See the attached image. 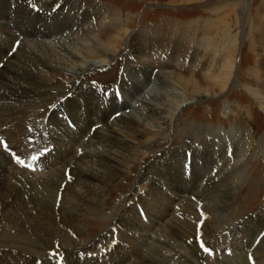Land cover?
I'll return each mask as SVG.
<instances>
[{"label":"rangeland","instance_id":"obj_1","mask_svg":"<svg viewBox=\"0 0 264 264\" xmlns=\"http://www.w3.org/2000/svg\"><path fill=\"white\" fill-rule=\"evenodd\" d=\"M64 3L67 4L64 10L65 16L75 15L74 12H69V9L77 3L76 8L80 5L83 7L84 12L87 8L93 9L92 12L96 15H88L87 17L79 14L81 19H86L87 25L79 24L80 22H78L77 25H80V27H77V25L70 27V24H66L62 28V32L54 36L55 40L50 37L51 45H53V41L61 39L62 42H65H63L66 46L65 48L68 47L73 52L76 51L84 57H89V61H92V59H96L97 61L98 58L102 59L103 57L108 59L109 57V63L107 66L96 69V71L94 69V72L93 70L87 69L88 71L85 70L82 74L75 75L74 78L64 75L59 76L55 86L58 87L60 85L59 87L64 89L62 91L64 96H60L63 97L61 101L74 99L82 108L86 100V94L92 93L99 101L108 104L111 99L110 93L116 92V96L113 98V107L121 111H129L137 118H142L144 116L140 112V109L145 108V105L141 104L139 100L144 95L147 100L148 97L150 98L157 93H165L169 101L179 102L182 99L187 100L189 98L186 95L184 96V93L179 88L172 85L173 83L171 82L173 80L169 78L171 73L192 79L196 86L198 85L196 90L198 91V95L193 99L195 103L189 104L179 115L174 117L171 125L164 130V134L158 137L154 143L147 149L139 148L133 151V159L135 161L133 163V170L126 172L127 179L122 180L117 189L110 196L106 197V204L104 202L101 204L103 207L102 214L108 216L114 207L117 211L120 207L118 211L120 214L123 209L128 207L129 203L131 205L130 200H134L137 205L135 204L133 207L139 217L140 224L143 223V225L149 226V230L143 229L141 225L136 234L131 236L132 240L120 239L119 234L122 231H120V228L117 229L111 224V237L106 240L107 242L103 240L102 243L97 244L109 229H107L103 222H94L90 225L87 224L86 233L81 238L71 237V240L77 244L85 240L84 242H87V246L85 247L97 244V246L95 245L93 248H90L91 251L88 249L90 252H84L82 256L77 255V257H72L71 259L65 256H69V251L63 253L62 251H51L47 254L48 258L46 256V258L43 256H39V258L38 256L25 258L22 256V259H20L16 256H10L13 252L11 249L7 248L6 251V249L0 248V264H36V262L37 264H100L107 261H112L111 264H139L136 249L140 248L144 253L146 244L158 252L160 254L159 256L165 259L166 262L174 258L176 253L175 260L177 258L179 259L180 256L188 257V251L186 249L188 247L192 248L194 244L195 246L193 248L197 252H200L199 254L204 258L202 256L200 257L197 253L198 257L203 258L202 260L207 259L203 263L201 262L202 264H226V262L230 264L233 258L238 257H241L246 264H257L258 261L253 256L252 248H255L263 238L264 227L260 233L256 234L255 237L253 236V239L249 241L245 239L240 240L237 234L239 241L236 243L238 245L231 243L229 233L226 231L220 232V236L217 235L215 237L210 235L212 231H207L204 225L206 222L208 223L209 219L207 218L213 216V213L205 206L204 201L207 199L204 198L209 196L206 195L208 190L203 192V188L205 187V190L207 189V180L209 179L210 184L212 181L216 183L214 180L217 179L218 183L221 180L223 182H228L229 180L232 184L235 182L236 187H230L234 200L232 204L233 216L230 221L233 232H240L241 229L249 228V226H254L261 221L264 223V0H62V4ZM10 5V10L13 11L14 4ZM34 7L37 9V5H34ZM215 20H221L219 22L221 25L218 30L223 35L214 37V42L210 41L213 42L212 45L207 42V37L212 36L216 31H207L203 25L207 22H214ZM0 23L4 24V20L0 19ZM13 26L12 23H9L10 30L16 35V40L21 39L20 41H22L24 38L18 32H14ZM114 34L119 35L117 37ZM109 38H116L118 45L109 42ZM144 41H147L148 47L153 46L154 48L146 49L142 55L136 56V53L132 50V45L138 42L144 43ZM13 43L10 47L6 44L7 52L4 55L5 57L0 59V69L5 65L7 57L13 53H17L19 43ZM109 46L110 48L108 49ZM231 49L232 52L230 51ZM225 57H229V59L232 57L233 59L235 58L234 69L232 71L231 83L221 92L211 82L208 80L205 81L204 77L212 78L216 75V72L220 69V65L226 61ZM199 59H202L201 63ZM143 67L146 69V76L138 72ZM210 68L211 71L215 70L213 76L208 74V69ZM127 72L137 73L134 76V82L138 84V87L140 86L139 91L135 89L136 84L132 89L126 88V84L122 79L127 77ZM67 83H70V88ZM71 83L73 85L74 83L76 84L70 93ZM245 87L255 92V99L245 92L243 89ZM75 89H78L77 93H75ZM174 89L176 90L174 91ZM81 91L86 93L85 95L83 93L82 98L77 95ZM201 96L204 98H199ZM189 101H183L182 103L185 105L184 102L189 103ZM55 105L49 109V113H51ZM84 110L83 108L82 113H84ZM243 111L245 112L243 113ZM112 112L114 111L110 113ZM48 116L49 114L47 112L46 117ZM59 118L63 119V116L58 115ZM108 119L110 123L114 121V117H109ZM45 125H47V119L45 120ZM63 125L74 130L70 122H65ZM99 126L100 124L95 127L92 126L90 128L91 130L88 131V135L90 136V133ZM87 128L88 123L84 128L85 132ZM50 129L52 130L51 125L49 126ZM191 133H198L201 137H205L207 143L213 144L211 152L209 151V156H213L214 162L213 159L212 162L209 161V164L205 166L207 168L205 169L206 171L203 170L200 172H203L204 179L199 184L196 179L187 185L185 182L187 180L186 177H181L182 182L184 181L183 184L185 185L186 183L191 188L192 186L196 187L198 184L196 187L197 190L195 189V192L193 191L192 194H189L190 191H187L188 194L186 196L190 202L188 205L192 207L187 211L184 210V214L180 207L186 206L188 201L185 200L182 203L181 200L174 197L178 193L177 191L172 190L171 193L174 195H171L169 191H166L164 188L161 189L160 187L158 191L165 196L171 195L170 197L172 199L169 200V207L165 214L153 223L145 215V206L138 205V198L140 196L145 199L144 201L141 200V203L145 202L147 204L149 202V206V204H152L153 195L158 193V191H154L155 188H150L151 183L147 177L148 168L155 161L156 156L161 157L167 155L169 151L178 153V155L181 154L186 146L191 145L192 138L189 136ZM88 135H79L75 140L66 138L67 141L65 143L69 144L68 153L65 151L66 154L63 155L64 152L62 153L63 150H61L62 159L67 160L69 158L66 167L60 168L61 164L59 161L62 159L57 158V161L52 162L53 166H58L60 171H63L62 175H64L62 176V179L64 178V185L61 184L59 194L64 188H62V185L67 186L70 183L69 185L72 186L76 184V181H73L74 175L72 176L74 172H71V174L70 169L74 167V163L82 156L83 145L91 141ZM145 137H148V135ZM3 138L5 137L3 136ZM3 138L0 135V144L3 142L2 144L4 145L1 144V146L4 147L3 151L7 152V140L4 139L5 141H3ZM206 142L204 141L203 143ZM25 146L27 147H24L23 152L14 149H11L14 152L12 154L10 151L7 152V156L9 155V158L12 159L13 167L10 166L11 170L15 173V168L23 169L24 174L27 172L28 174L25 175L29 176V178L35 176V178L42 177L41 179L43 180L48 179L49 170H52L51 166L41 170L38 166L36 167L34 165L33 169H26L28 164L31 165V163L37 161L39 156L42 157V152L41 154L38 153V156H32L27 160L24 156H26L27 148L30 146L27 144ZM192 146L198 149L200 145L195 142ZM200 149L202 150L201 146L198 150ZM39 150L37 149V151ZM191 152L193 153L191 150L185 152L188 157L186 159L189 160L191 159L189 157H193ZM43 153H46V155L50 154L49 151L44 152V149ZM13 155L15 159H13ZM82 161L87 162L90 160L86 158L82 159ZM197 162L200 166L201 161L199 160ZM77 164L79 166L80 162ZM189 170H191L190 167L188 169L186 168V171ZM190 172H188V175H190ZM228 173H231V175H228ZM219 184L216 183L213 187H217ZM208 187L210 189L212 185ZM191 188L190 190H192ZM77 189L79 188L77 187ZM199 190L203 192L202 195H197L196 191ZM59 194L57 193V198L60 196ZM124 199V203H121L122 206L119 205V201ZM57 202L55 209L59 207V202ZM55 209L54 211H56ZM169 214L180 221L179 223L182 222L186 225L188 224V227H192L194 237L192 238L189 235L187 239H183V242H177L178 245L172 241L168 242L165 234L159 236L160 239L152 235V237H148L150 230L155 229L157 223L172 220ZM109 217L111 219V216ZM0 219V234L8 233L7 230L9 228L1 217ZM218 223L220 224V221ZM216 225H212L211 228L218 229ZM225 229L223 228V230ZM218 236L221 237L222 241H219ZM157 239L158 241H156ZM163 241L164 244H162V247L161 245L159 246L161 243L158 242ZM244 241L248 244L252 243V246L250 244L251 249L247 247ZM168 245L172 246L170 247ZM166 246L168 248L162 249ZM235 246H239L237 249L240 250L233 251L234 248H231ZM70 247L72 245H69ZM117 258H120V260H116Z\"/></svg>","mask_w":264,"mask_h":264},{"label":"bare ground","instance_id":"obj_2","mask_svg":"<svg viewBox=\"0 0 264 264\" xmlns=\"http://www.w3.org/2000/svg\"><path fill=\"white\" fill-rule=\"evenodd\" d=\"M10 4H14L13 11L10 10ZM34 5H37L36 10L38 11L36 13L33 12V9L35 8ZM66 5L67 4L65 3L62 4V0L61 2H59V0H0V19L4 20V24L0 23V59L5 57L4 55L7 52L5 47L6 44L10 47L12 42L17 39L16 35L10 30L9 23L14 25V32H18L19 35L24 38L19 42L17 53H13L11 56L7 57L5 65L0 69V135H2V138L3 136L5 137L3 138V141H5L4 139L7 140L6 150L10 151L11 154L14 153L11 149L23 152L24 147H27L25 146L26 144L30 147L32 146V148L28 147L30 149L27 148V154L24 156L27 160L32 156H38V153L41 154V152V158H44L46 153H43V149L44 152L49 151L50 154L46 155L44 159H38L40 161L44 160L42 163V169L45 167V169H47L48 166H51L52 169L49 170L50 173H48V179L46 180L41 179L42 177L35 178V176L29 178V176L25 175L28 173L26 172L24 174L23 169L20 170L15 168L14 173L10 168V166H12V159L9 158V155L7 156L8 151H3L4 147L1 146L3 142H1L0 217L9 229L7 230L8 233L5 232L0 234V248L4 250L6 249V251L7 248L11 249L13 252L10 251L12 254L9 255L11 257L16 256L20 259H22V256L25 258L34 256H38V258L39 256L47 257V254L51 251H62V253L69 251V256L64 255L71 259L72 257H77V255L82 256V254L87 252L88 249L93 248L95 245L97 246V244L102 243L103 240L106 241L111 237V224L117 229L120 228V231H122V233L119 234L120 239L132 240L131 236L136 234L141 225L143 226V229L149 230V226L143 225V223L140 224L139 217L133 207L136 204L134 200H130L131 205H129V203L128 207H125L127 210L123 209L119 214L118 211L120 210V207L118 211L115 210L114 207L111 209V213H109L108 216L102 214L103 207L101 204L103 202L106 204V197L110 196L114 190L117 189L122 180L127 179L126 172L133 170V163H135L133 159V151L139 148L147 149L152 143H154L158 137L164 134V130L171 125V121L174 117L179 115L189 104L195 103L193 102V99L198 95V91H196L198 85L196 86L192 79H187L178 74L171 73L169 78H172L171 80H173V82H171L173 83L172 85L179 88V90L184 93V96L186 95L189 97L187 100L191 101H189V103L184 102L185 105H183L182 102L187 101L186 99H182L179 102L169 101L165 93H157L150 98L148 97V100L144 95L139 100L141 104L145 105V108L140 109V112L144 116L142 118H137L129 111L123 109V111H121L118 108H114V104L112 103L114 102L113 95L115 93H110L111 99L108 104H105V102L99 101V99L92 93L86 94L82 91L78 92L77 95L81 98L83 97V93L84 95L86 94V100L82 108L74 99L61 101L63 97L60 96H64V93L62 92L64 89L59 87L60 85L58 87L55 86L59 76L64 75L66 77L70 76L74 78L75 75L82 74L87 69L93 70L94 72V69L96 71V69L107 66L109 63L108 54V59L103 57L102 59L98 58L97 61L96 59L89 61V57L87 58L78 54L79 52H76L74 49L75 52L69 50L68 47L65 48V42L63 41V43L61 39L53 41L54 43L51 45L50 37L54 39V36L62 32V28L66 24H70V27L76 26L78 22H80L79 24H86V19H81L79 14L87 17L88 15H96L92 12L93 9L87 8L84 12L82 6L79 5V7L76 8V5H72L74 7L70 8L69 12H74L75 15L65 16L64 10ZM220 21L221 20H215L214 22H207L203 25L207 31H216L212 36L207 37V42L209 44L211 43L213 45L214 37L223 35L218 30L221 25L219 24ZM77 27H80V25H77ZM203 30L205 31V29ZM108 40L109 42L117 44L116 38H109ZM153 48V46L148 47L147 41H144V43L138 42L132 45V50L136 53V56L142 55L143 51L146 49ZM230 51L232 52V49ZM225 58L226 61L220 65L218 71L216 70V75H214L215 70L211 71L210 68L208 69V74L214 76L212 78L204 77L205 81L208 80L211 82V84L216 86L219 89L218 91L221 92L231 83L232 71L234 69L235 58ZM202 59H199L200 63L202 62ZM141 69L138 72H141L146 76L145 67H143L144 70ZM136 74L137 73L129 72L128 75H126V78L121 79L126 84V88L132 89L136 84L135 89L139 91L138 89H140V86L138 87V84L134 82V76ZM75 84L76 83L71 85L70 93L75 87ZM67 85L69 86L70 83H67ZM176 89H174V91ZM243 89L255 99V92L247 87ZM75 91V93H77L78 89H75ZM202 97L203 96L199 98ZM53 105H55V107L51 113H49V109H51ZM83 108L85 109L84 113H82ZM111 111L114 112L110 113ZM47 112L49 114L48 117H46ZM244 112L245 111H243V113ZM58 115L63 116V119H66L67 121H63L62 118L58 119ZM109 117H114V121L110 123L108 119ZM46 119L47 125H45ZM65 122H70L73 125L74 130L64 126L63 124ZM87 123L88 128L85 132L84 128ZM49 124L52 126V130H49ZM99 124L100 126L96 127L89 136L88 131L91 130L90 128L92 126H98ZM85 134L90 137L89 140L91 141H88L83 145L82 156L74 163V167L70 169V173L74 172L71 174L76 178L75 180L73 177V181H76V184L71 186L69 185L70 183H68L67 186H63L64 178L62 179V176L64 175H62L63 171L61 172L60 168L66 167L69 160V158L64 160L62 159L63 156H61L63 152V155L66 154L65 151L68 153L69 144L65 143L67 141L66 138L75 140L79 135ZM147 135L148 137H145ZM189 136L192 138L191 145L186 146L181 154L178 155V153L176 154L175 152L169 151L168 154L166 153L167 155L161 157L156 156L155 161L151 166L149 165L150 167L148 166L149 168L147 171V177L151 183V189L155 188L154 191L156 192L160 190L161 187V189L164 188L166 191H169V193H171L172 190L177 191V194L174 195L171 193V195L177 197L182 203L185 200L188 201L186 196V194H188L187 191H190L189 194H192L193 191L195 192V189L197 190V185L204 179L203 172H200L207 169L205 166L209 164V161L212 162L213 159L212 155L209 156L213 146L212 143H207L205 137L202 136V138L198 133H191ZM204 141L206 143H203ZM195 142L202 147V150H198L200 146L198 149L193 148L195 146H192V144ZM37 149L40 150L37 151ZM61 150H63L62 153ZM190 150L193 151V153L191 152L193 157H189L191 158L189 161L186 159L188 157L185 152H189ZM57 158L62 159L59 161L61 164L60 168H58V166L56 167V165L53 166L52 164V162L57 161ZM86 158L90 161H82V159ZM13 159H15V156ZM199 160L201 161L200 166L197 162ZM37 161H35V163ZM78 162H80L79 166L77 164ZM27 166L30 165L28 164ZM189 167L191 168V170H189L191 171L190 175H188L189 171H186V168L188 169ZM228 175H231V173H228ZM182 176L186 177L187 180L185 182L187 185L189 182L191 183L192 180L195 181L196 179L198 184L196 187L192 186V188L191 186H187L186 183L184 185V181L182 182L181 180ZM82 179H84V181H82ZM209 180H207V189L205 190L204 187V191L203 189L202 191L205 192L208 190L206 195L209 197L204 198L208 201L205 200L204 202L205 206L207 209L209 208V211L213 213L214 217L211 216L210 218H207L209 219V224L206 222L204 227L207 228V231L211 230L212 232L210 235L215 237L222 231L228 232L232 244L239 241L238 236L240 240L245 239L246 241H249L250 239H253L252 237H255V235L260 233L263 229L264 223H262V221L254 226H249V228L246 229L240 228V232H233L232 224L230 223L233 216L232 204L234 202L230 187L234 186L233 188H235V182L232 184L229 180L228 182H223L221 180L219 181V183L221 182L219 184L217 179L214 180V182L219 184V186L213 187L216 183H213L212 181L210 184ZM61 184H63L62 188H64L59 194ZM209 185H212L210 189L208 187ZM77 187L79 189H77ZM65 188L67 189L65 190ZM190 188L192 190H190ZM196 192L197 195L203 194L200 190ZM57 193L60 195L58 198ZM170 196H165L158 191V193L153 195V200L151 201V205H153L152 208H150V204L148 206L149 202H147V204L145 202L141 203V200H145L141 196L138 198L139 203H137L138 205L145 206L146 217L154 223V221L164 215L167 211L169 200L172 199ZM158 199H161V201ZM57 201L59 202V207L55 209ZM124 201L125 199L120 200L119 205L122 206L121 203H124ZM188 204H190L189 201L187 202V205ZM187 205L180 207L183 210V214L185 213L184 210L187 211L192 207ZM54 209L56 211H54ZM115 212H117L118 215ZM109 216H111V219ZM171 219V221L166 220L165 222L157 223L156 228L150 230L148 237L152 235L160 239L159 236L165 234L168 242L172 241L173 243H181L183 242V239H187L189 235H191L192 238L194 237L192 227H188V224L186 225L182 222L179 223L180 221L172 217V215ZM219 221L220 224L218 223ZM94 222H103L107 229H109H106L107 232L104 233L103 237L100 238V241L97 244L85 247L87 246V242H84L85 240H80L82 242L79 244L71 240V237L74 236L81 238L82 235L86 233L87 224L90 225ZM214 224H218L216 225L218 229L211 228ZM223 228L227 229L223 230ZM158 239L156 241H158ZM219 241H222L221 237H219ZM158 243H161L159 246L161 245L162 247L164 241ZM245 243L247 244V247L251 249L252 243ZM69 245H72V247L69 248ZM168 246L162 249H166ZM194 246V244L192 248L187 246L188 249L186 250L188 251V257L190 256L189 259L187 256H180L179 259L177 258L175 260L176 253L174 258L169 262H166L165 259L159 256L160 254H158V252L151 249V246L147 244L145 245L146 250L144 253L140 248L136 249L138 253L136 256H138L137 260L139 264H202L203 261L207 259L202 260L204 257L199 254L200 252H197V250L193 248ZM237 247L239 246L232 247L231 249L234 248L233 251L240 250L237 249ZM173 250L175 249L173 248ZM252 251L255 260L258 261L257 264H263L264 236L258 245L255 248H252ZM197 253L203 258L198 257ZM116 260H120V258H117ZM233 261L234 264H246L241 257L233 258ZM232 262L230 264H233ZM111 263L112 261H107L100 264ZM227 263L228 262H226V264Z\"/></svg>","mask_w":264,"mask_h":264},{"label":"snow or ice","instance_id":"obj_3","mask_svg":"<svg viewBox=\"0 0 264 264\" xmlns=\"http://www.w3.org/2000/svg\"><path fill=\"white\" fill-rule=\"evenodd\" d=\"M203 246V245H202ZM207 250V249H206Z\"/></svg>","mask_w":264,"mask_h":264}]
</instances>
